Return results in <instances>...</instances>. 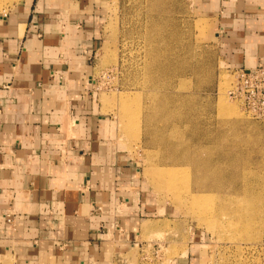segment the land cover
<instances>
[{"label":"crops","instance_id":"1","mask_svg":"<svg viewBox=\"0 0 264 264\" xmlns=\"http://www.w3.org/2000/svg\"><path fill=\"white\" fill-rule=\"evenodd\" d=\"M195 1L227 68L264 66V0ZM110 4L20 0L0 10V256L135 264L137 239L164 218L96 102ZM194 239L170 264H210Z\"/></svg>","mask_w":264,"mask_h":264},{"label":"rangeland","instance_id":"2","mask_svg":"<svg viewBox=\"0 0 264 264\" xmlns=\"http://www.w3.org/2000/svg\"><path fill=\"white\" fill-rule=\"evenodd\" d=\"M195 3L111 0L92 74L98 106L113 114L117 138L165 206L156 229L137 239L135 264H170L193 237L210 264H264V109L229 93L234 74ZM160 168L174 171L161 177ZM0 264L25 263L1 255Z\"/></svg>","mask_w":264,"mask_h":264},{"label":"built area","instance_id":"3","mask_svg":"<svg viewBox=\"0 0 264 264\" xmlns=\"http://www.w3.org/2000/svg\"><path fill=\"white\" fill-rule=\"evenodd\" d=\"M234 74L229 93L244 101L255 97L259 108L264 109V66L229 68Z\"/></svg>","mask_w":264,"mask_h":264},{"label":"bare ground","instance_id":"4","mask_svg":"<svg viewBox=\"0 0 264 264\" xmlns=\"http://www.w3.org/2000/svg\"><path fill=\"white\" fill-rule=\"evenodd\" d=\"M2 1L3 0H0V3H2ZM147 1H149V0H147ZM159 1V0H158ZM161 2V1H160ZM168 2V1H167ZM147 3V2H146ZM157 3V2H156ZM162 3V2H161ZM159 4V3H158ZM160 5V4H159ZM150 6V5H149ZM155 6V5H154ZM164 6V5H163ZM162 6V7H163ZM147 7V6H146ZM151 7V6H150ZM156 8V7H155ZM159 7H158V5H157V9H158ZM164 10V9H163ZM155 11H157V10H155ZM159 11V10H158ZM152 12V11H151ZM154 12V11H153ZM145 16V15H144ZM154 16V15H153ZM161 16V15H160ZM163 16V15H162ZM147 18V17H146ZM163 19H165L164 17H163ZM167 20V19H166ZM149 21V20H148ZM161 21H163V20H161ZM160 24V23H159ZM150 26H151V24H150ZM158 26V25H157ZM152 28V27H151ZM154 28V27H153ZM148 40V39H147ZM154 40V39H153ZM155 42V41H154ZM149 43V42H148ZM158 43V42H157ZM164 65V64H163ZM165 66V65H164ZM167 66V65H166ZM158 68V67H157ZM156 69V68H155ZM154 69V70H155ZM167 69V68H166ZM171 70V69H170ZM166 72V71H165ZM149 73V72H148ZM168 73V72H167ZM153 76V75H152ZM161 76V75H160ZM160 78V77H159ZM169 78V77H168ZM171 78V77H170ZM169 80V79H168ZM168 80H167V82H168ZM157 81V80H156ZM165 82V81H164ZM165 84V83H164ZM165 86H168V85H166L165 84ZM163 87V86H162ZM168 88V87H167ZM140 90V89H139ZM173 91V90H172ZM164 93H166V92H164ZM163 93V94H164ZM171 94H173V93H171ZM166 95V94H165ZM191 95V94H190ZM169 96H170V93H169ZM176 96V95H175ZM174 96V97H175ZM194 97V96H193ZM162 98V97H161ZM165 98V97H164ZM184 98V97H183ZM166 99H168V98H166ZM181 99V98H180ZM189 99V98H188ZM164 103V102H163ZM167 103V102H166ZM169 103V102H168ZM167 103V104H168ZM186 103V102H185ZM165 104V103H164ZM170 104V103H169ZM181 104H182V102H181ZM188 104V103H187ZM224 104V103H223ZM165 106V105H164ZM163 106V107H164ZM176 106V105H175ZM128 108V104L127 103H125V102H123V110L125 111V108ZM187 107V106H186ZM169 108V107H168ZM173 108V107H172ZM187 110V109H186ZM164 111V110H163ZM126 112V111H125ZM160 112V111H159ZM167 114V113H166ZM169 114V113H168ZM127 115V114H126ZM162 115H163V113H162ZM165 115V114H164ZM171 115V114H170ZM174 115V114H173ZM173 115H171V116H173ZM162 119V118H161ZM140 116H138V115H136V117L131 121V124H133L134 126H135V128H139V126H140ZM169 121V120H168ZM192 122V121H191ZM178 123V122H177ZM189 123V122H188ZM165 124V123H164ZM152 126V125H151ZM146 127V126H145ZM147 127H150V126H147ZM180 128V127H179ZM148 131H150V130H148ZM156 131V130H155ZM151 132V131H150ZM153 133V132H152ZM200 135V134H199ZM193 159H195L194 157H193ZM161 166V165H160ZM171 166V165H170ZM156 173H158V175H160L161 177H170L171 175H172V173H173V171H174V169L173 168H160V169H158V170H154ZM157 177V176H156ZM159 177V176H158ZM161 179V178H160ZM163 181V180H162ZM155 182V181H154ZM204 197V194H196V196H195V199H196V202L197 201H200L202 198ZM211 206H213V205H211ZM242 207L245 209V210H247V211H249L250 210V206H243L242 205ZM240 209L241 208H236V209H234L233 211L235 212V213H238L239 211H240ZM219 211V210H218ZM242 214H244V213H242ZM240 218H241V216H239ZM236 224V223H235ZM238 224V223H237ZM239 225V224H238Z\"/></svg>","mask_w":264,"mask_h":264}]
</instances>
